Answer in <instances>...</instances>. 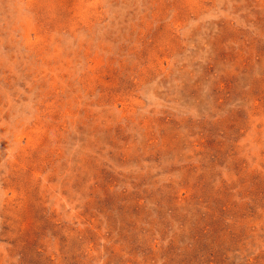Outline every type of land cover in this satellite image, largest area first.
Instances as JSON below:
<instances>
[{
    "label": "rangeland",
    "instance_id": "obj_1",
    "mask_svg": "<svg viewBox=\"0 0 264 264\" xmlns=\"http://www.w3.org/2000/svg\"><path fill=\"white\" fill-rule=\"evenodd\" d=\"M0 264H264V0H0Z\"/></svg>",
    "mask_w": 264,
    "mask_h": 264
}]
</instances>
